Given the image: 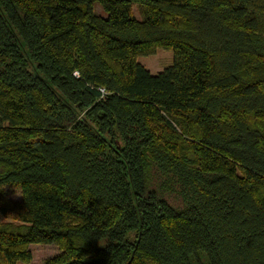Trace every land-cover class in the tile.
I'll return each mask as SVG.
<instances>
[{
	"label": "trees",
	"instance_id": "1",
	"mask_svg": "<svg viewBox=\"0 0 264 264\" xmlns=\"http://www.w3.org/2000/svg\"><path fill=\"white\" fill-rule=\"evenodd\" d=\"M34 244L264 264V0H0V264Z\"/></svg>",
	"mask_w": 264,
	"mask_h": 264
},
{
	"label": "rangeland",
	"instance_id": "2",
	"mask_svg": "<svg viewBox=\"0 0 264 264\" xmlns=\"http://www.w3.org/2000/svg\"><path fill=\"white\" fill-rule=\"evenodd\" d=\"M96 12L100 15H105L98 5L96 6ZM134 14L140 18V13L137 8L134 9ZM138 62L155 75L172 65L173 54L172 52L159 49L155 55L139 57ZM3 193L10 201L19 202L21 200V192L15 187H4ZM7 220L10 221L11 219ZM30 250L32 253V261L28 264H44L48 259L61 253L60 249L55 245L34 244L30 246Z\"/></svg>",
	"mask_w": 264,
	"mask_h": 264
}]
</instances>
